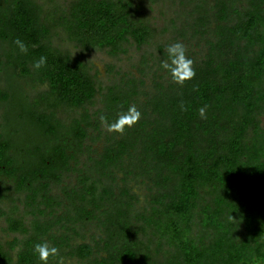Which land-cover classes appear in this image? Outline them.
Here are the masks:
<instances>
[{
  "label": "trees",
  "instance_id": "1",
  "mask_svg": "<svg viewBox=\"0 0 264 264\" xmlns=\"http://www.w3.org/2000/svg\"><path fill=\"white\" fill-rule=\"evenodd\" d=\"M157 1L0 0V201L21 196L1 234L22 236L0 237V264H38L43 241L77 264H264V0H195L162 28ZM177 41L196 73L182 86L160 67ZM143 48L138 75L107 64L108 83L84 57ZM133 104L140 120L109 132Z\"/></svg>",
  "mask_w": 264,
  "mask_h": 264
},
{
  "label": "rangeland",
  "instance_id": "2",
  "mask_svg": "<svg viewBox=\"0 0 264 264\" xmlns=\"http://www.w3.org/2000/svg\"><path fill=\"white\" fill-rule=\"evenodd\" d=\"M175 0H159L155 3V5L152 6V11L149 12L152 19H153V23L159 27V28H162L164 25H166V22H175V20H177V25L180 26L183 24V21L185 19V17H183V15L181 14V9L183 7H186V8H191L192 4L194 3L195 0H176L175 3H173ZM181 14L180 15V19L178 20V17L175 16L176 12H178ZM188 12H191L190 9H188ZM172 35V32L171 30H167L166 33H165V36L168 37V36H171ZM193 43H196V42H193ZM201 46H202V43H201ZM189 48H192L193 50L195 51H201V47L199 48H195V47H191V46H187ZM149 48H143L141 51H137V50H134V49H131L128 53V55L126 56H122L118 59H112L111 57H109L107 55L106 52L104 51H93L91 53H87L84 55L85 59L90 62L96 69L99 70L100 72V80L103 82V83H108L110 79H113V77H116V78H119L120 76H109L107 75V71H106V65L107 64H114L116 65V71L119 70V72L121 73V75H124V74H134V75H138V71L136 69V66H138V60L142 54V52H144L145 50H147ZM73 53H76L77 52L75 50H72ZM151 71H155V70H151ZM151 71H147L149 73V76H146L147 79L150 78V72ZM114 80V79H113ZM30 93L31 94H34L35 91H39V90H43V88H36L35 91H33L32 88H28ZM14 124H18V123H14ZM22 135H26V134H29L28 130L26 128H23L22 129ZM94 148H100V144H97L96 146H94ZM73 179H75V176H69L68 178V182H71ZM6 185H9V183L5 182ZM3 184V183H2ZM135 183H131L129 186L132 187V190L138 194V197H139V200H140V203L137 204L138 208H141L143 207L144 205V197L147 193V183L145 184H142L141 182L138 184V185H134ZM51 191L54 195H61L60 192L58 191L57 189V186H52L51 188ZM21 196L18 198L17 195L11 190L10 191V198H5L3 201H0L1 205L3 208H7L9 206H11V202H13L12 200L14 199H17V200H20ZM2 220V219H1ZM4 227V221H0V237L2 236V238H4L5 236L1 235V229ZM88 230V234H90V232H92L93 230V226L89 227L88 229V226L85 228V230L83 229L84 232H86ZM82 232V231H81ZM82 232V233H84ZM238 235H240V232L238 233ZM8 236V235H7ZM80 238H75L73 239V243H79L80 242ZM60 257H63L62 256V253L60 252L59 255ZM61 264H77L75 262V260L73 261H69V260H65V258L63 257V259L61 260Z\"/></svg>",
  "mask_w": 264,
  "mask_h": 264
},
{
  "label": "clouds",
  "instance_id": "3",
  "mask_svg": "<svg viewBox=\"0 0 264 264\" xmlns=\"http://www.w3.org/2000/svg\"><path fill=\"white\" fill-rule=\"evenodd\" d=\"M13 43L18 48L19 52L27 53L28 46L19 38L15 39ZM166 59L162 60L160 67L166 71L171 81L178 85H184L186 81L193 79L196 75L193 67L194 61L187 55V49L185 45L180 42H174L168 44L164 50ZM47 62L45 56H41L38 60H35L32 64L33 69L39 71ZM200 116H205V109H200ZM141 118V112L133 104L128 109L118 115L115 121L108 124L109 132H116L123 134L125 127H132ZM103 121V117L101 118ZM33 255L36 256L38 264H49L50 257H57L59 255V249L51 246L47 241L37 243L33 248Z\"/></svg>",
  "mask_w": 264,
  "mask_h": 264
},
{
  "label": "flooded vegetation",
  "instance_id": "4",
  "mask_svg": "<svg viewBox=\"0 0 264 264\" xmlns=\"http://www.w3.org/2000/svg\"><path fill=\"white\" fill-rule=\"evenodd\" d=\"M1 180H2V174L0 173V183H1ZM52 186H55V185H54V183L51 182V183H50V186H49V187H50V192H51V193H52V191H51ZM11 190H12V189H11ZM11 190H10V191H11ZM12 191L17 195V193H16L15 190H12ZM52 194H53V193H52ZM18 201H19V203H21V198H20V200H18ZM0 207H2L1 203H0ZM54 209H56V207H55ZM57 209H58L59 211H61L62 206H61V207H58ZM19 210H20V212H21V210L24 212V205H23V204H20V206H19ZM27 216H28V215H27ZM31 220H32V217H31V216H28V217H26V219H25L26 223H27L28 221L31 222ZM54 228H55V227H54ZM54 228H53V229H54ZM57 230H58V232H59V233H58V234H59V237H61L60 240H63V238H62V237H63V228H62V225H61L60 223H58V229H57ZM54 231H55V229H54ZM1 235H2V234H1ZM6 237H7V238H5V237H4V238H5V239H10V240H11V239H13L14 237H22V236H19V235H16V234H14V235L12 234V235H8V236L6 235Z\"/></svg>",
  "mask_w": 264,
  "mask_h": 264
}]
</instances>
